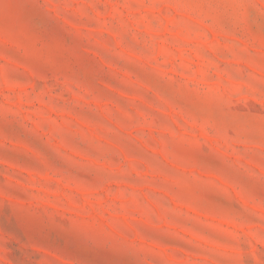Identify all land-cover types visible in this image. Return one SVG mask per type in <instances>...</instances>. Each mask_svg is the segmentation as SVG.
I'll list each match as a JSON object with an SVG mask.
<instances>
[{"label":"rangeland","instance_id":"rangeland-1","mask_svg":"<svg viewBox=\"0 0 264 264\" xmlns=\"http://www.w3.org/2000/svg\"><path fill=\"white\" fill-rule=\"evenodd\" d=\"M0 264H264V0H0Z\"/></svg>","mask_w":264,"mask_h":264}]
</instances>
